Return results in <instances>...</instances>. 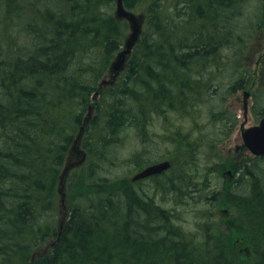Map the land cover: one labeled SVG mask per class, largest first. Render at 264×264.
Listing matches in <instances>:
<instances>
[{"label": "trees", "instance_id": "16d2710c", "mask_svg": "<svg viewBox=\"0 0 264 264\" xmlns=\"http://www.w3.org/2000/svg\"><path fill=\"white\" fill-rule=\"evenodd\" d=\"M250 1L122 0L145 18L126 69L103 87L128 27L114 14L116 0H0V264H264L257 163H239L223 195L239 230L213 223L200 234L135 193L127 177L102 175L120 132L145 129L153 116L187 118L212 100L209 91L224 90V100L244 87L241 52L257 17L246 10ZM254 100L264 116V90ZM84 120L90 159L68 177L73 203L60 228L59 177ZM167 138L191 147L197 137L176 127ZM49 238V250L34 258Z\"/></svg>", "mask_w": 264, "mask_h": 264}, {"label": "rangeland", "instance_id": "374dc122", "mask_svg": "<svg viewBox=\"0 0 264 264\" xmlns=\"http://www.w3.org/2000/svg\"><path fill=\"white\" fill-rule=\"evenodd\" d=\"M122 5L126 9L123 2ZM126 10L138 21H143L145 18L143 10ZM246 10L257 11V17H254L252 28L248 31L247 46L241 52L240 70L245 77L244 87L235 89L225 96L224 100L217 97V94L224 90H219L217 93L209 91L212 100L209 102L208 96L204 99V103L191 107V114L187 118L181 119L174 114L171 119L162 121L153 116L145 129L136 130L129 127L115 137L114 144L105 154L102 175L127 177L128 180L147 164L169 160L171 162L169 169L155 178L135 181L132 189L135 193L153 198L160 206L171 209L176 215L174 222L186 232L200 234L207 226L210 229L214 228L213 223L218 229L238 231V225L233 223L237 211L227 197L223 198V195L228 187H234L233 180L238 176L235 169L239 163L243 165L257 163L264 167V156H255L251 153L245 146L241 134L243 129L258 125L263 117L254 112V96L264 90V0H251ZM127 22L124 42L131 33L130 23L128 20ZM127 58L118 74L126 69ZM216 73L219 78V72ZM116 74L109 70L104 79L112 80ZM219 80L221 79H212L214 83ZM108 85L110 84H105L103 87ZM215 89L216 86H213L212 90ZM194 111L197 113L195 119ZM93 113L91 107L86 115L91 118ZM231 118L235 119V124L229 129ZM86 123L87 120H84L83 130L76 134L64 159L63 169L66 166L68 168L63 179H59L58 183V187L61 188L57 202L60 222L68 219L70 205L73 203L67 188L68 177L74 178L75 172L83 168L90 159L84 148L87 139V133L84 131ZM176 127L184 133L188 132L191 137H197L191 147H186V144L175 145L167 138V133ZM194 127L197 128L196 131ZM76 139L78 142L74 148ZM217 193L221 197L215 196L217 199H213L212 197ZM207 223L209 225H205ZM52 241L54 239L49 238L37 247L34 258L46 253Z\"/></svg>", "mask_w": 264, "mask_h": 264}, {"label": "water", "instance_id": "95a60500", "mask_svg": "<svg viewBox=\"0 0 264 264\" xmlns=\"http://www.w3.org/2000/svg\"><path fill=\"white\" fill-rule=\"evenodd\" d=\"M116 16L119 18H123L129 21L130 27H131V33L127 36L125 39L123 49L117 53V56L115 60L112 62L111 65V71L113 73H117L122 67L125 59L130 55L136 41L138 40V34L141 29V22L138 21V19L129 11L123 8L122 0L116 1ZM137 39V40H136ZM116 74V75H117ZM115 75V76H116ZM114 76V78H115ZM114 78L112 80L103 79L100 83V85L105 84H111L114 81ZM97 93H94L93 96H96ZM244 107L246 108V104H244ZM90 110V108H89ZM83 130V126L80 128L79 133ZM242 139L245 144V146L253 153L255 156H264V117H262L259 121L258 125L250 126L241 132ZM78 139L75 140L74 148L77 146ZM171 162L169 160H161L157 161L155 163L149 164L145 167H143L141 170H139L137 173H135L130 181H137L139 179H144L156 174H161L167 169L170 168ZM68 166L64 167L59 179H63L65 172L67 170ZM58 192H61V188H58ZM62 222L60 223L59 227L61 228Z\"/></svg>", "mask_w": 264, "mask_h": 264}]
</instances>
